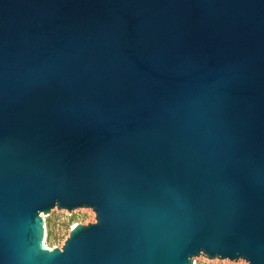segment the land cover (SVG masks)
<instances>
[{
  "label": "water",
  "instance_id": "95a60500",
  "mask_svg": "<svg viewBox=\"0 0 264 264\" xmlns=\"http://www.w3.org/2000/svg\"><path fill=\"white\" fill-rule=\"evenodd\" d=\"M201 254L264 264V0H0V264Z\"/></svg>",
  "mask_w": 264,
  "mask_h": 264
},
{
  "label": "rangeland",
  "instance_id": "374dc122",
  "mask_svg": "<svg viewBox=\"0 0 264 264\" xmlns=\"http://www.w3.org/2000/svg\"><path fill=\"white\" fill-rule=\"evenodd\" d=\"M49 225L47 233V246L50 248H61L66 239L69 237L70 230L78 223L91 224L96 222L95 213H91L79 218L67 216H51L45 218ZM194 264H246L244 260L230 261L228 259H209L206 255L201 254L194 258Z\"/></svg>",
  "mask_w": 264,
  "mask_h": 264
},
{
  "label": "bare ground",
  "instance_id": "6f19581e",
  "mask_svg": "<svg viewBox=\"0 0 264 264\" xmlns=\"http://www.w3.org/2000/svg\"><path fill=\"white\" fill-rule=\"evenodd\" d=\"M48 247V246H47ZM50 248V247H49Z\"/></svg>",
  "mask_w": 264,
  "mask_h": 264
}]
</instances>
